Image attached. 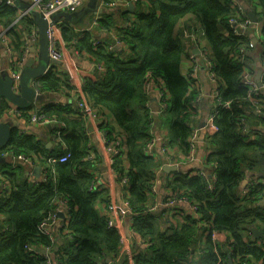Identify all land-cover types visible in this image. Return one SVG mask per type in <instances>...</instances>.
<instances>
[{
  "label": "trees",
  "instance_id": "1",
  "mask_svg": "<svg viewBox=\"0 0 264 264\" xmlns=\"http://www.w3.org/2000/svg\"><path fill=\"white\" fill-rule=\"evenodd\" d=\"M112 1L129 0H103ZM253 1L262 25L252 48H248L252 27L241 34L229 23L230 18L240 16L230 0H135L138 10L134 18L116 28L113 35L121 42V49L113 50L104 46L113 37L108 41L93 37L95 27L109 30L113 26L111 15L97 18V25L88 30V25L77 26L76 11L71 20L61 21L65 45L95 65L94 73L83 78L82 92L101 119L99 129L107 143L122 140L112 170L117 181L127 180L124 198L131 228L142 244V239L148 243L133 250V264H217L212 230H224L230 236L231 251L221 252L223 261L227 262L229 256L233 264H264V249L254 244L250 233V227L255 226L264 237V204L259 202L264 198V115L254 111L255 104L264 112V89L251 94L254 103L249 99L242 85L243 63L238 59L241 49L248 48L244 63L249 71L254 74L257 61L264 65V0ZM17 11V7L0 3V24L6 27L13 49L20 54L23 37L35 28V22L24 16L14 23ZM186 15H194L202 27L217 78L218 100L228 101L229 106L212 103L217 130L204 133L202 169L210 176L174 171L172 177L165 178L169 197L185 198L195 206L196 215L185 213L176 228L164 230L162 213L149 211L156 203L150 189L167 160L179 165L189 153L195 155L197 148V143L191 146L190 137L197 127L198 103L194 99L198 91L180 71L185 51L176 35L178 23ZM36 81L41 93L72 89L52 69ZM150 81L163 91L161 102L166 104L156 119L147 105L145 86ZM30 106L19 108L24 115L29 109L36 110L52 118L55 126L49 130V147L48 141L12 127L8 142L0 149V154L7 157H30L41 167L40 177L31 180L27 165L4 157L0 160V229H6L5 236L0 233V264H47L45 256L29 254L26 244L51 246V264H128L121 252L118 230L107 225L97 208V204L109 200L106 191L88 189L92 176L86 169L93 167L98 157L94 154L91 160L85 158L87 144H92L85 118L67 102H45L41 109ZM3 107L0 100V113ZM155 125L163 128L159 148L162 160L155 146L151 152L144 149L155 137ZM55 131L60 139L54 142ZM251 134L255 137H249ZM63 153L69 154L66 161L47 162L49 157ZM245 169L252 174L242 188ZM58 201L66 206L68 232L54 238L42 233L38 224Z\"/></svg>",
  "mask_w": 264,
  "mask_h": 264
},
{
  "label": "built area",
  "instance_id": "2",
  "mask_svg": "<svg viewBox=\"0 0 264 264\" xmlns=\"http://www.w3.org/2000/svg\"><path fill=\"white\" fill-rule=\"evenodd\" d=\"M230 1L232 3V0H230ZM130 2L133 3V2H135V0H129V1L123 2V3L128 4ZM0 3H4L6 5H10L12 7L18 8V11H17L18 15H17V18L14 20V23H16L19 18L24 17V16H29V17H32L34 19L33 15L31 14V11H30L31 9L38 11L45 19L50 18L51 16H53L55 13H57L59 11H65L67 13L74 12L80 3V0H0ZM20 3H26V4L24 7H21ZM115 3L116 2L112 1V2H109L108 4L114 5ZM232 5H233V3H232ZM236 8L238 9L240 16H239V18H236V17L230 18L229 23L232 26L234 31L241 33V34H245V33H247L248 27H255L254 25H256V24L252 25L249 18L245 17L244 12H243L241 7L236 6ZM62 20H65V18L61 17L56 23L49 25L47 28V38L49 41L48 56L52 59L59 60V61L63 59L64 52L67 49H69L72 52H74L75 54L79 55L76 50L68 48L62 40L61 28H60V24H61ZM91 25L92 26H87L86 30L93 27L94 25H97V18L93 19V22ZM5 31H6V27L0 24V43L3 45L5 51L7 52V55H8L7 56L8 61L4 67H0V73H7L10 75V78L12 81L11 90L13 91V93L18 94L19 90H20L19 82H20L21 69H22L26 59L31 54V51H30L31 47L35 48V50L37 51L38 41H39V32H38L37 26L35 25V28H33L31 30V32L27 36H25V38L23 37V49H22L20 54H17L16 51L13 49V45L11 43V40ZM197 35H203V30H202L201 25H198V27L196 29H192V31H189L186 33V36L190 37L192 39H196ZM94 43H97V40H95ZM255 43L256 42H254L252 40V37H251V42L248 43V48H252ZM121 45H122L121 42L118 41V39L113 36V41L110 43H106L104 46L108 50H113V49H117ZM248 48L241 49V52H240L238 59L240 62L243 63V65H242V85L247 88L249 99L254 103L255 99L251 96V94L253 92L257 91L258 89H264V83L261 79V77L263 76L262 75V76H260V81L262 84H261V86H259L256 79H255V75L249 71L250 70L249 66L246 63H244V57L248 53ZM206 49H208V48L196 47V50L199 53L198 57L203 62L208 81L212 85V92L209 95V101L211 103V108L209 110V115L207 116V118L205 120V125L202 128L196 127L193 131V134L190 137V144L192 147L198 142V136H199L200 130H202V132H204V133H206V132L213 133L217 130L216 125L213 123L214 112H211L212 111V103L217 102L216 104H220V105L222 104V106H224V107L229 106L228 101L221 103L222 101L218 100L217 78H216L215 73L211 69L210 55H208V52L206 51ZM79 56H84V55H79ZM198 57H197V55H195L194 52L188 53V55L186 57L187 61H188V66H187L186 71L183 73V75L186 77V79H188L192 82L193 88H195L198 91V96L194 99L195 104L199 103L201 100L200 89L196 83V76L200 70V65H199L198 60H197ZM94 68H95V65H94ZM98 70L101 71L102 67L98 66ZM262 70H263V74H264V65L263 64H262ZM30 86L35 90L36 93H41L36 88V86H37L36 79L31 80ZM151 87L153 89H155V91H154L155 97L158 100L157 114H160L162 111H164L165 106H166L164 101L161 102L162 99L164 98L163 91L159 88V86L157 84H155L153 81H150L145 86V90L148 93V96L151 93ZM3 102H4V107H3L1 115L13 116V117H15V119H21V120L28 121L31 123H38L41 126H47L48 124H54V126H55V121L52 118L46 117L42 113H37L36 110L29 109L26 111L27 114L24 115V111L22 109H20L19 106H17L16 104H14L12 102H8V101H6V102L3 101ZM70 104L73 106L74 109H76L78 111V113H80V115L82 117L85 118V120L87 122V127L91 128L92 131H94L97 134V139H98L99 143L101 144L104 152L107 155V163L109 166H111V169H112V164L114 162V158H115L116 154L119 152V145L121 144L122 140L116 138L113 142H110V143L106 142V139H105L103 132L98 127V125L101 123V119L97 118V116L94 113V110L87 103V100H86V98L82 92V89L79 90L78 96L75 98L74 102H72ZM216 104H214L213 106H215ZM254 111L256 113H263V115H264V112H262L260 107L255 105V104H254ZM154 119H155V117H154ZM242 121H244V120L242 119ZM57 135H58V132L55 131L53 133V136H52V140H54V142L57 141L58 139H60L57 137ZM249 137L254 138L255 136H254V134H251ZM158 138H160V137H158ZM158 138L155 136L150 141H148L144 147L145 151L151 152L153 146H156ZM161 151L163 152V148H161ZM94 154L95 153L92 149V144L88 143L85 158L91 160L94 157ZM0 156L7 158V159H10V160L21 162L24 166L27 165V167H30L31 169L29 171H27L26 174L33 175L32 171H33L34 166H36L37 161L34 163V161L30 157H26L23 154H17V155L12 154L10 157H7L6 153H2V154H0ZM68 156H69L68 153H63L60 156H52V157H49L47 159V162L48 163H53L55 161L64 162V161H66ZM194 158H195V156H194L193 152L189 153V155L187 156V160L189 162L194 160ZM96 164H94L93 167L86 169V173L90 174L92 176V182H91L90 186L88 187V189L92 190V191L98 190V189L103 187L101 176H100L98 170L96 169ZM165 164L178 166L177 163L172 162L170 159L167 160V162ZM160 169H162V167ZM40 172H41V170H40ZM112 173H113V175H115L113 170H112ZM194 174L210 176L209 173H205L202 170H199V171L197 170L194 173H192V175H194ZM115 177H116V175H115ZM118 182H119V184L123 190V198H124V192H125L124 189L128 186L127 180H126V178H121ZM154 189H155V185L152 186V188L150 189V192L154 193ZM169 196H170V194H168V196L166 198H164V200L161 202L163 206H170V205H173V203H177V202H185V203H187V206H188L187 209H178L176 211V213H178L181 216H183L185 213H188V214L192 213V214L196 215L195 206L191 205L185 198L174 199V198H171ZM262 200H264V198L261 199L259 202L261 203ZM123 204L125 207V211L123 214L129 217V214H130L129 205H128V202L125 198H124ZM262 204H264V203H262ZM103 205L106 209V213H105L104 217L106 218L107 225L109 227H113V228H116L118 230V232L120 234L121 252H124V254L127 256L128 264H133V256L135 253L133 251H131L130 249H128L129 236L123 235L120 233L119 223L115 219V217H116L120 220L121 215L117 214V211L114 208V204L110 200V198L107 202H104ZM157 207H158V204L156 202L155 205H153L149 208V211L154 212L157 209ZM60 213H62V215H64V219L59 217ZM166 213H167V210H165L162 213V217H161V220L163 221L164 225H167L170 223V221H169L170 219H169V217H166L167 216ZM58 218L63 219L64 221H63L62 225L60 224V226H59L60 228L58 229L57 235H60L61 232H63V233L68 232L67 221H66V219H67L66 206H65V203L62 201H58L56 208L51 213H49L48 216L45 219H43V221H41L38 224L39 230L42 233L48 235L49 237L56 238L57 235H54L53 225H54V223H56ZM0 219H1V217H0ZM132 232H133V230L131 228V233ZM0 233L4 234V236H5L6 235V229L5 228L0 229ZM250 233H251V231H250ZM251 235H252V233H251ZM262 235L258 236V237H255L252 235V237H253L252 239H253L255 245H258L262 249H264V237H262ZM210 238L215 244L214 252L216 253V256H218V259H217L218 263L217 264H229L228 263V257L229 256H227V262H225L221 259V252L222 251H227V253H229L231 251V248L228 245V243L230 242V236H229L228 232L224 231V230H221V231L212 230L210 232ZM142 241H143V246L144 245L146 246L148 244L147 242H145V240L142 239ZM24 248L31 255L40 254V255L45 256L47 258L46 263L51 264L52 256L51 257L48 256L49 253H53L51 246L37 247L33 244H26V245H24ZM39 249H43L44 253H41L39 251ZM231 264H233V262ZM243 264H247V263H243ZM254 264H260V262H255Z\"/></svg>",
  "mask_w": 264,
  "mask_h": 264
},
{
  "label": "crops",
  "instance_id": "3",
  "mask_svg": "<svg viewBox=\"0 0 264 264\" xmlns=\"http://www.w3.org/2000/svg\"><path fill=\"white\" fill-rule=\"evenodd\" d=\"M108 3L109 2H103V0H80V3L77 7L78 9L77 20H76L77 26L80 28H83L87 25L92 26L91 24L94 18H101V17H105L106 15H111L114 22H113V26L109 27V30H103L95 26H94L95 28L92 27V29L94 28L93 31L94 38L105 39V41L110 40L115 34L116 28L127 24L130 19L134 18L135 12H137L138 10V5L135 2L132 3L133 10H129L127 3L116 2L114 5ZM232 3L235 8L236 6L241 7L242 10L244 11V14L246 15H247V11H252L253 13L256 14V11L254 10L253 0H232ZM142 5L143 3H141V6ZM122 11L123 13H121ZM71 14L73 13L71 12ZM256 16L258 15L256 14ZM198 25H200L199 21L194 15H186L183 18H181L176 29V35L180 38L183 46V50L185 51V55L183 56L180 65V71L182 74L186 71L188 66V61L186 58L188 53L194 52L195 55H197L198 57L199 53L197 52L196 47L208 48L207 39L203 35H197L196 39H192L186 36L187 32L192 31V29H196ZM261 25H262V18L258 16V21L256 25H254L255 27L251 28L252 31L250 33L251 35H253L252 37H255L257 40L259 38ZM119 48L121 49V46L118 47L117 49ZM253 55L256 56L257 53L254 54L253 52ZM7 56H8L7 52L5 51L3 45L0 43V67H4L6 65L8 61ZM255 58H258V56ZM197 60L200 65V70L196 76V83L201 93V100L198 103V115L196 122V125L198 127L199 123L203 120H206L207 116L209 115V110L211 108L209 95L212 92V85L208 81L202 60L199 57ZM36 64H37V60H35L34 66ZM93 67L94 65L88 60L86 56H79L69 49L65 50L63 59L60 60V62L57 63L52 68V70L65 83L69 84V86H71L72 89L70 90L64 89L59 92H47L45 94L47 95V97L43 101L33 100L30 107L41 109L42 105L45 102H67L69 104L74 102L76 95L78 96L79 90L82 89L83 78L94 73V70L91 71ZM259 68L261 69L262 72L261 76L263 75L262 65L260 64L259 61H257L254 65V75H256ZM154 91L155 89L151 87V93L148 96L147 105L150 110L151 116L153 118L155 117L156 119L158 115L157 114L158 100L155 97ZM50 94L53 96H50ZM1 119L8 120L11 123L10 125L18 132L33 133L36 135L37 138L45 142L50 141L51 139V135H50L51 133L46 126H41L38 123H31L21 119H15V117L9 115L7 116L1 115ZM250 121L252 122L253 118H250ZM89 133L92 140V149L96 154V157H98L96 169L98 170L102 179V184H103L102 189L106 191L108 199L110 198V200L113 202L117 214L121 215L120 220L115 217V219L119 223L120 233L129 236L130 243L128 245V249H130L131 251L143 247V244L140 238L138 237V235H136L134 232L131 233L130 218L123 214L125 211V207L123 204L124 201L123 190L119 182L116 180L115 175H113L111 166H109L107 163V155L97 139V134L94 131ZM154 134L157 138L158 136H160V138H158L157 140L155 148L157 153L156 155H158V157L162 160L163 156L160 153L159 147H160L161 139L164 137L163 128H159V126L155 125ZM200 137H202V140H199ZM203 140H204V132L200 130L198 136L197 148L194 155L195 156L194 160L190 162L186 160L185 162L180 163L177 166V171H186L192 174L197 170L204 169V159L206 156V152L204 150ZM173 172L174 171L165 172L161 169L160 171L157 172V179L155 182V189L153 194V197L155 198L158 204V207L155 210V212L160 215L161 213H163V211L167 210L166 217H169L170 219L169 220L170 223L167 225H164L163 221L161 220L164 230L168 229V227L176 228L183 219V216L176 213V211L178 209H187L188 207L187 203L185 202L173 203V205L170 206H163L161 203L164 200V198H166L170 193V191L165 188L164 180L166 177H172ZM251 174H252L251 172L245 169V179L249 178ZM40 175L41 172L39 173L38 177H40ZM30 179L32 180L36 178L34 175H31ZM97 208L100 214L102 216H105L106 209L102 202L97 204ZM63 221H64L63 219L58 218L56 223H54L53 225L54 235L58 234V229L60 228L59 226L60 224L62 225Z\"/></svg>",
  "mask_w": 264,
  "mask_h": 264
},
{
  "label": "water",
  "instance_id": "4",
  "mask_svg": "<svg viewBox=\"0 0 264 264\" xmlns=\"http://www.w3.org/2000/svg\"><path fill=\"white\" fill-rule=\"evenodd\" d=\"M21 7H24V3H20ZM129 10H133V4L130 2L127 4ZM31 14L34 17L35 25L38 28L39 32V41H38V48L37 51L35 48L31 47L30 51L31 54L26 59L21 72H20V82H19V93L15 94L11 90V78L10 75L7 73H0V100L8 101L16 104L19 107H27L32 104L33 100L36 101H43L47 95L44 93H36L35 90L30 86V82L32 79H38L41 76H43L50 68L52 69L57 63H59V60L52 59L48 56V48H49V41L47 38V28L49 25H52L56 23L61 17H64L66 20L72 19V14L67 13L65 11H59L55 13L53 16H51L48 19H45L38 11L31 9ZM247 17L251 21L252 25L256 24L258 21V17L255 13L252 11H247ZM252 40L256 42V38L252 37ZM35 60H37V64L34 66ZM94 70V67L91 69V71ZM261 76V69L257 71L255 75V79L259 86H261L260 81ZM50 96H53L50 94ZM1 117V113H0ZM11 123L8 120H2L0 118V149L8 142L11 132H12V126ZM205 125V120L201 121L198 125L199 128H202ZM48 130H51L54 127V124H48L47 126ZM88 131L91 132L92 129L88 128ZM41 135V134H40ZM160 137V136H158ZM199 140H202V137H200ZM51 145V142L48 141L46 143V146L49 147ZM2 157H0V160ZM41 168L39 166H35L33 168V175L35 178L39 176ZM162 170L165 172L170 171H177V165H169L164 164L162 166ZM247 180L243 179L240 183V186L244 187ZM264 203V200L261 201V204ZM59 217L64 219V215L62 213L59 214ZM250 231L253 236L258 237L262 235V231L257 229L255 226L250 227ZM41 253H44L43 249H39ZM228 263L231 264L232 261L230 257H228Z\"/></svg>",
  "mask_w": 264,
  "mask_h": 264
},
{
  "label": "rangeland",
  "instance_id": "5",
  "mask_svg": "<svg viewBox=\"0 0 264 264\" xmlns=\"http://www.w3.org/2000/svg\"><path fill=\"white\" fill-rule=\"evenodd\" d=\"M134 3V2H133ZM76 12H78V9L76 10ZM44 94H46V93H44ZM262 166V165H261ZM103 203V202H102Z\"/></svg>",
  "mask_w": 264,
  "mask_h": 264
},
{
  "label": "clouds",
  "instance_id": "6",
  "mask_svg": "<svg viewBox=\"0 0 264 264\" xmlns=\"http://www.w3.org/2000/svg\"><path fill=\"white\" fill-rule=\"evenodd\" d=\"M245 179V178H244ZM246 180H248V178L246 179ZM242 188H243V186H242ZM252 227V226H251Z\"/></svg>",
  "mask_w": 264,
  "mask_h": 264
}]
</instances>
